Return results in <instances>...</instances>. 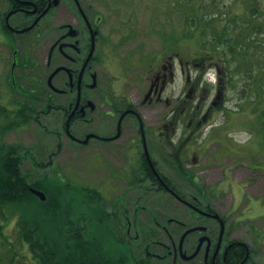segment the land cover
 I'll list each match as a JSON object with an SVG mask.
<instances>
[{
  "label": "flooded vegetation",
  "instance_id": "af4514ba",
  "mask_svg": "<svg viewBox=\"0 0 264 264\" xmlns=\"http://www.w3.org/2000/svg\"><path fill=\"white\" fill-rule=\"evenodd\" d=\"M102 1L0 0V107L28 103L30 124L41 116L60 124L47 127L57 144L102 154L90 174L79 170L81 181L64 185L75 192L79 252L85 240L95 259L106 252V264H264L256 235L264 234L256 227L253 237L238 236L242 222L224 185L250 180L264 191L263 169L208 158L217 140L235 155L254 150L222 131L233 121H218L233 117L232 82L257 76L250 56L231 62L232 49L254 44L252 30L224 15L218 56L158 60V31L134 25L122 35Z\"/></svg>",
  "mask_w": 264,
  "mask_h": 264
},
{
  "label": "rangeland",
  "instance_id": "374dc122",
  "mask_svg": "<svg viewBox=\"0 0 264 264\" xmlns=\"http://www.w3.org/2000/svg\"><path fill=\"white\" fill-rule=\"evenodd\" d=\"M101 3L99 8L106 14L110 26L118 29L122 35L127 28L134 25L142 26V30L147 34L157 30L158 60L164 54L173 52L174 57L178 59H188L195 52L202 51L218 56V53L215 54L217 51H209L215 45L210 47L211 44L207 40L212 39L214 35L217 39L220 38L221 26L225 23L224 15L226 23L237 25L238 30H252L254 44L251 47L243 44L237 53L232 49L231 62L233 66L239 59L245 63L246 56H250L255 62L253 73L257 76L248 80L243 77L232 82L228 91L230 97L227 107L232 110L233 117L225 118L224 114L220 113L218 121L221 124L233 121V125L230 124L232 127H223L222 131L231 141L248 144L254 150L235 155L227 152L223 146L220 147L217 140L208 158L214 159L210 161L211 165L222 155L221 166L227 169L241 165L254 171H264V77H258L264 74V0H103ZM137 28L139 27H133ZM244 66L241 65L242 68ZM210 78L209 82L214 84L216 76L212 74ZM174 93H179L178 88ZM4 104L9 113L4 112L3 117L0 110V142L5 145L21 142L25 146H36L34 152L41 151L38 163L31 158L23 164L24 171L32 180L56 175L60 181L57 188H63L66 193L64 183L75 184L81 181L76 177L82 174L78 171L83 170L90 174L88 172L93 169V163L102 158V154L90 151L89 147L84 152L77 151L79 146L70 144L67 140L57 144L56 138L47 130V127L59 128L60 124L53 117L41 116V124L33 122L22 128H15L11 117H8L9 114L13 116L12 105ZM62 171L64 172L60 173ZM253 174L259 176L261 172L250 173L252 176ZM84 178L88 182L92 179L91 176ZM259 181V185L263 186L264 179L260 178ZM251 183L250 180L224 181L228 192L226 201L230 204L232 199H235L230 213L236 216V221L242 222L238 223V236L246 239L254 236L256 227L264 234V191L251 187ZM71 189L73 188H69ZM74 193L71 191L69 194ZM88 211L91 214L90 210ZM8 218L0 219V264H38L30 249L19 238L18 213L10 211ZM256 235L264 242L261 234Z\"/></svg>",
  "mask_w": 264,
  "mask_h": 264
},
{
  "label": "trees",
  "instance_id": "16d2710c",
  "mask_svg": "<svg viewBox=\"0 0 264 264\" xmlns=\"http://www.w3.org/2000/svg\"><path fill=\"white\" fill-rule=\"evenodd\" d=\"M217 38L214 35L213 40H207L210 47L215 45L209 50L217 51L215 54L219 52L220 38ZM31 108L26 103L11 111L13 116L9 114L8 117L15 128H22L31 121L34 112ZM0 110L3 117L4 112L9 113L6 107H0ZM34 148L36 146H25L21 142L15 145L0 142V219L6 220L10 211L18 213L19 238L38 264H106V252L98 259L91 253L92 242L84 240L82 252H79L75 235L78 208L74 195L69 194V190L65 193L63 188H57L60 181L56 176L32 180L24 171L23 164L27 159L33 158L38 163L41 151L34 152ZM30 187L43 190L47 199L38 198ZM107 245V240L99 241L100 249Z\"/></svg>",
  "mask_w": 264,
  "mask_h": 264
},
{
  "label": "water",
  "instance_id": "95a60500",
  "mask_svg": "<svg viewBox=\"0 0 264 264\" xmlns=\"http://www.w3.org/2000/svg\"><path fill=\"white\" fill-rule=\"evenodd\" d=\"M31 191L36 194L38 197H40L41 200H45L47 198L46 194L42 190H38L35 188H31Z\"/></svg>",
  "mask_w": 264,
  "mask_h": 264
}]
</instances>
